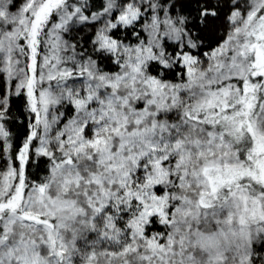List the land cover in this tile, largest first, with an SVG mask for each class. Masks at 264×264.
<instances>
[{
    "label": "snow or ice",
    "instance_id": "obj_1",
    "mask_svg": "<svg viewBox=\"0 0 264 264\" xmlns=\"http://www.w3.org/2000/svg\"><path fill=\"white\" fill-rule=\"evenodd\" d=\"M0 264H264V0H0Z\"/></svg>",
    "mask_w": 264,
    "mask_h": 264
},
{
    "label": "trees",
    "instance_id": "obj_2",
    "mask_svg": "<svg viewBox=\"0 0 264 264\" xmlns=\"http://www.w3.org/2000/svg\"><path fill=\"white\" fill-rule=\"evenodd\" d=\"M13 133H14V136H13V145H14V148H15V147L19 146L20 141L23 140V134H24L23 125L21 123H18L13 128ZM31 171L33 173H35L36 172V169L33 168V169H31ZM41 175H43V173H41Z\"/></svg>",
    "mask_w": 264,
    "mask_h": 264
}]
</instances>
